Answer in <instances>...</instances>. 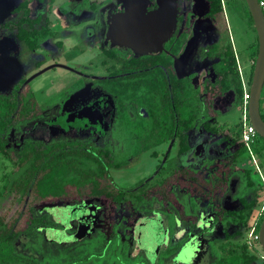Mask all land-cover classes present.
Instances as JSON below:
<instances>
[{
    "label": "flooded vegetation",
    "instance_id": "flooded-vegetation-1",
    "mask_svg": "<svg viewBox=\"0 0 264 264\" xmlns=\"http://www.w3.org/2000/svg\"><path fill=\"white\" fill-rule=\"evenodd\" d=\"M141 7L144 8V14L148 15L157 9V2L0 0V98L9 102L13 98L27 99L26 102L34 103L37 108L42 109L40 117L31 121L12 125L9 124L11 120L9 117L8 123L0 126L2 131L0 146L9 150L7 156L0 153V157L14 165L13 170L4 176L8 180L7 186L13 178L18 177L15 165L26 161V157H19L18 153L27 144L44 143L55 146L56 142H63L80 148H97L114 156L116 166L110 170L118 171L132 163H143L147 168L146 171L143 169L138 178H133L134 181H127L131 187H119L113 181L117 187L116 194L119 200L112 201L103 197L101 200L48 202L33 206V216L44 222H38L34 226V236L21 234L26 237L25 248L29 250V254L22 255L15 251L23 257L20 264H38L42 263L44 257L55 258V237H48L46 231L56 229L75 236L79 230L81 231V220L88 207L95 212V220L90 225V231L87 234L81 231L83 234L80 237H75L71 241L61 240L56 244L70 245L74 248L85 242L91 244L90 240L94 238V245L97 244L102 249L100 256L97 257V260L103 261L100 264H107L104 258L107 255L106 249L112 250V253H115V250L119 251L128 259L139 257L143 259L144 264H189L184 263L182 259L183 245L198 236L207 239L208 250L197 264H201L206 256L209 258L208 264H215L213 263L215 256H222L223 253L220 250L217 254L211 253L210 246L217 249L218 246L234 241L237 239L233 237L236 231L247 235L248 242V229L255 221L252 214L260 208L258 205L264 202V194L260 196L262 187H258L256 191H248L245 196L248 200L250 196L258 195L254 199L255 207L246 226L237 227L229 223L226 230L219 223L217 212L220 209L228 212L239 211L241 209L239 190L235 189L231 195L235 207L226 209L221 202L230 191L229 188L223 194L210 189L202 191L170 186L162 188L173 176L168 169L172 170L174 167L171 159L166 157L169 152H163L162 155L159 151L166 146L169 149L168 147L176 143L177 154L181 157L187 160L189 156L200 158L207 140L218 134V129L213 126L216 119L234 117L240 112L239 109L232 108V97L228 107L222 106L221 99L230 94L215 100L214 104L219 114L207 121L208 129L202 120L192 130L186 132L189 150L180 154L177 141L170 140L146 146L145 136L138 134L150 131L151 127L145 124L148 114L144 107L131 103L133 96L124 93L131 83L145 79L154 73L156 67H162L160 63L162 57L166 63L174 57L171 67L177 79L192 76L193 84L201 88L203 81L215 77L214 63L217 58L209 54V48L218 42L222 31L205 17L203 7L201 13L185 11L183 14H176L172 33L157 51L143 53L125 45H118L113 38L114 33L117 35V30L122 35L128 34L131 26L139 20L135 17L137 16L135 11H141ZM187 12L190 13L191 29L190 34L184 37L186 30L184 19ZM132 13L134 14L131 16ZM197 14L201 16L197 17ZM196 26L199 29L197 42L211 39V43L197 44L188 58L177 65L176 61L183 53ZM226 32L228 34V29ZM178 41L181 44L179 47ZM175 50L177 52L173 56ZM235 59L241 84H247L249 75L244 64L240 63L236 54ZM240 129L241 135L242 124ZM118 133H121L120 136ZM194 133L198 135L197 140L194 139ZM234 133L235 140L239 138L236 140L237 143L234 142L238 147L243 143L236 131ZM35 134L37 136L33 137ZM116 149L126 151L119 163H116ZM234 152L235 149L232 150L230 158H233ZM255 157L257 158L256 155ZM222 159L218 158L215 162L212 160L209 164H219ZM154 179L156 181H153ZM234 179L237 180V184L239 183L237 178H232L229 186ZM7 186L0 193L1 200L6 198L9 200L6 209L12 208V216L19 211L28 212V205L20 207L15 199V191ZM199 193L205 196L202 197ZM154 205L160 206V209H151L150 207ZM207 212L213 213L215 220L213 226L203 229L200 224L203 221L201 217ZM166 214H175L179 224L172 225L167 246L164 245L168 231ZM263 215L264 212L261 218ZM151 219H158L159 256L156 255L154 258L149 254V245L144 238L147 231L144 225ZM180 231H188L184 239H182L184 235H179ZM51 237L53 241L46 240ZM98 237L101 240H98ZM45 244H52L54 248H43ZM113 244L115 249L112 248ZM248 244L255 249L258 241L252 245L249 242ZM186 253L188 260L190 254L188 251ZM255 254L257 260L251 264H264L261 259L264 253L260 246L259 250L255 249Z\"/></svg>",
    "mask_w": 264,
    "mask_h": 264
},
{
    "label": "trees",
    "instance_id": "trees-1",
    "mask_svg": "<svg viewBox=\"0 0 264 264\" xmlns=\"http://www.w3.org/2000/svg\"><path fill=\"white\" fill-rule=\"evenodd\" d=\"M203 1L205 17L222 31L218 42L209 48V54L217 58L214 63L215 77L203 81L201 88H199V86L193 84L192 76L182 79L175 77L171 67L174 57L167 63L164 62L165 59L162 57L160 59L162 67H156L154 73H151L150 76L134 81L127 87V90H124V93L133 96L130 100L131 103L133 105L137 103L138 107H144L148 114L145 124L151 127L150 131L138 134L145 136L146 146L170 140L177 141L178 152L180 154L185 153L189 150L186 132L192 130L202 120L207 128V121L219 114V110L214 104L217 98L230 94L232 97V108L240 110L242 107L243 87L238 74L235 53L226 32L221 0ZM233 1L241 10L240 0ZM241 1L250 23L253 25L244 0ZM184 20L186 21L184 37H186L190 34L191 29L189 12L186 13ZM253 31L255 33L254 28ZM180 45V41H178L177 46L179 47ZM248 48L255 49L247 82V85L250 86L257 54L256 34ZM176 52L177 50L174 51L173 56H175ZM26 101L27 99L18 100L13 98L9 102L0 98V126L7 124L9 117H11L9 124L12 125H20L40 117L39 113L42 109L37 108L34 103L31 104ZM263 105L264 93L262 91L260 114L264 121ZM235 131L241 138L240 126ZM0 134H2L1 129ZM257 140L263 143L262 146L255 148L252 146L251 150L257 156L258 167L264 171L262 154L264 151V140L258 135L255 142ZM0 153L7 156L9 150L1 145ZM18 156L26 157V161L15 165L18 177L13 178L7 187L15 191V199H17L20 207L28 205V212L19 211L16 215H11V218L10 214L8 215L10 213L9 209L0 213V264H20L23 262V257L14 250V243L21 234L34 236V226L38 222H44L33 216V206L48 202L70 203L89 201L91 199L101 200L103 197L112 201L119 200L116 194L117 187L109 173V169L116 166L114 164V156L110 153L97 148H80L72 144L56 142L55 146L44 143L27 144L18 153ZM247 156H249L247 149L243 144H240L235 149L233 158L229 163L228 172L218 168L219 170L212 169L210 177L205 172L203 176L198 173V176L195 177L189 175L192 171H187V173L183 171V174L187 176L186 179L183 178V182L187 183L188 188L199 189L201 187L218 190L220 194H223L228 189L232 178L239 180L237 184L239 189L237 190H239L241 209L234 212L220 209L217 212L218 221L224 230H226L229 223L237 227L240 225L246 226L255 207L254 199L258 195L250 196L248 200H246L245 196L248 191H256L261 186L252 180V175L255 172L252 173L250 169L239 165L249 159L250 156L248 158ZM200 182L201 184L198 188L195 184ZM171 187L173 188L174 186ZM260 223L254 229L255 234H258ZM246 236L236 231L233 237L237 239L234 241L220 246L221 248L218 246L217 249H215V246H210L211 253L217 254L218 250L223 253L222 256H215L213 263L251 264L256 261L255 249L248 244ZM90 245H86L84 249H80L78 246L74 248L71 246L59 248L55 252V258L59 254L60 264H86L90 262L89 257L96 256L97 258L102 251L99 245L97 246L96 244L92 247ZM85 252H88V255L84 259L81 255ZM55 258L44 257L42 263L39 262L38 264H57Z\"/></svg>",
    "mask_w": 264,
    "mask_h": 264
},
{
    "label": "rangeland",
    "instance_id": "rangeland-1",
    "mask_svg": "<svg viewBox=\"0 0 264 264\" xmlns=\"http://www.w3.org/2000/svg\"><path fill=\"white\" fill-rule=\"evenodd\" d=\"M239 2L242 6V9H241L242 11L240 10V8L237 7V5L235 4L233 0H228V2H226V0H223L222 8H223V13H224V18L226 21L227 29H228V36L231 41L233 50L235 54L237 55L240 63L244 64V68L247 74L249 75V66L252 63V60L254 58L255 49L254 48L249 49L248 46L249 44L253 42L256 33H254L253 31V25H251L247 12L243 8L242 1L240 0ZM185 11H192V13L195 14L196 11L193 8V0H176V12H177L176 14L178 15L183 14L185 13ZM200 16H201L200 14H197V17H200ZM210 40L205 39L204 41H201V42L199 41V43L197 42V44L198 45L199 44L208 45L211 43ZM248 89H249V86H248ZM262 91L264 93V86H263ZM230 101H231V96L227 95L223 97L220 102L222 106L228 107ZM239 125L241 128L240 112H237V115L234 117L225 116V117H220L216 119V121L213 123V126H215L218 129V134L214 135L215 137L213 138L210 137L207 140V143L205 144V147H204L205 149L203 150V154L202 156L200 155L201 157L198 159H196V156H191V157L189 156L187 160V158L181 157L180 155H178L176 143L173 144V146L168 147L169 149H167V146L161 149L159 152H161L162 155H164L166 151L169 152L168 155H166V157L171 159L172 161L171 163L174 167L173 169L171 168L172 170H170V168L168 169V172L171 171L170 173L171 174L173 173L172 174L173 176L167 180L168 183L166 184V186H163L162 188L164 189V188H168L169 186L170 187L174 186V187H180V188H185L189 190H195L192 188L191 189L188 188V185H186L187 183L183 182V178L184 179L187 178V176L183 174V171H185V173H187V171H192L191 174L189 175L195 176V177L198 176L197 175L198 173L199 175L203 176L204 172L206 174H209V177H210L212 175L211 174L213 171L212 169L217 170L218 168L221 170H225V172H228L229 163L231 162V158H232V157L230 158L232 154V150L237 148L234 142H236V140H239V138L235 140L236 136H235L234 131ZM120 134L118 133L117 135L120 136ZM35 136H37V134L33 135V137ZM193 136H194V139L198 137L197 133H194ZM262 144L263 143H261V141L258 142L257 140V142H255L252 146L255 148V147L262 146ZM116 150H117L116 163H119L123 159V156L126 154V151L124 149H116ZM127 151L129 152V149ZM262 154H263V159H264V151L262 152ZM252 155H253V159L249 154L250 157L247 156V158L249 157V159L245 160L244 162H241L239 165L242 166L243 168L250 169L252 173L255 172L252 175V180L263 188L260 191L261 192L260 196L262 197V195L264 194V171L258 167L259 161L255 157V154L253 152H252ZM181 158H184V159H181ZM218 158H223L219 164H216V165L214 164L211 165V163L209 164L210 161L213 160V162H215V160ZM253 161H255V163H253ZM13 167L14 165L12 166L11 163L7 159H5L4 157H0V193L4 191V188H6L8 184L7 177L5 178L4 176L5 174H9L10 171L13 170ZM256 167H258L259 169L257 170ZM143 169H145V171L147 169L143 165V163L142 164L132 163L126 167L121 168L118 171L109 169V173H110V176H112L113 181L119 187L128 188V187H131V185H129L128 182L130 180L134 181L133 178L135 177L138 178V175L142 173ZM199 178L201 177L199 176ZM156 179H154L153 181H156ZM201 182L196 183L195 185L199 188ZM236 185H237V180L236 179L232 180L230 183V186H228L230 191L222 199L221 204L226 209H233V207H235L233 203L234 200L231 198V195L235 191V189H239L238 187L236 188ZM197 190L203 191L205 189L200 187ZM199 195H201L202 197L205 196V194H202V193H199ZM137 199L139 200L138 197ZM8 202H9L8 198H6V200L0 199V211L6 209ZM258 207L260 208H257V210H255L252 214V217H254L255 221H254V224L251 226L250 230L248 231V242L251 245H252V241L250 240V238L252 239V237L250 236V234L251 232H253V228L255 227V225L259 223L261 215L264 212V202L263 204L258 205ZM150 208L158 210L160 209V206L154 205V206H151ZM9 212L10 213H8V215L9 214L11 215L12 208H9ZM166 216L168 217L167 218L168 231H167V234L164 240V245L167 246L169 243L170 230L172 228V225L176 224L178 226L179 224H178V219L175 216V214L173 215L166 214ZM201 218L203 219V221L200 224L203 229H209V227L213 226L214 220H215V215L213 213L207 212L205 214H202ZM157 220L158 219H151L150 221H148V223L146 222L144 225L147 228L146 235L144 236V238L146 239L145 241H147L148 243L147 245H149L148 252L152 258H154L159 253V240H158L159 233L157 231ZM81 231L79 230L78 234H76L75 236H70L69 232L66 233L65 231L56 230V229L55 231L47 230L46 233L48 237L49 236L55 237V252H56V250L59 248L62 249L67 246H70V245H64V244L57 245L56 243H58L61 240L71 241L75 237L76 238L80 237L83 234V232ZM187 233L188 231L186 232L180 231L179 235L181 236L184 235L182 238L184 239ZM63 237H66V239H64ZM25 238H26L25 235H21L16 240V243L14 244L15 251H17L18 253H21L22 255L29 254L28 253L29 250L25 248V242H26ZM46 240L53 241L52 237L47 238ZM98 240H101L100 237H98ZM90 241H91V245L89 244V242H85L82 244H78L77 246L80 249H84L86 245L88 246V244L91 247L94 246L95 239L92 238V240ZM44 247H49L51 249L54 248L52 244H45L43 248ZM112 248L115 249V244L112 245ZM255 249L259 250V244H256ZM207 250H208L207 239L202 236L201 237L198 236L195 239H191L190 241L186 242L183 245L184 254L187 251L190 254L187 260L189 264L199 263V261H201V259L203 258L204 254L207 252ZM107 251L108 249H106L107 255L106 257H104L106 258L105 261L107 264H144L143 259L139 257L134 258V259H128L126 257H123L122 253H120L119 251L115 250V253H112V250H109L108 251L109 253ZM87 255H88V252H85L84 254L81 255V257L85 259V256ZM114 255H116V258H114ZM59 257L60 256L58 254V256L55 258L57 261V264H60ZM89 258H90L91 263L94 262V263L100 264L103 262V261L101 262L97 260L96 256L89 257ZM208 261H209V258L208 256H206L201 264H208Z\"/></svg>",
    "mask_w": 264,
    "mask_h": 264
},
{
    "label": "water",
    "instance_id": "water-1",
    "mask_svg": "<svg viewBox=\"0 0 264 264\" xmlns=\"http://www.w3.org/2000/svg\"><path fill=\"white\" fill-rule=\"evenodd\" d=\"M157 9L144 14V8L137 13L138 21L131 26L128 34L116 30L117 35L113 36L118 45L128 46L138 52L157 51L161 44L170 36L173 31L176 18V0H156ZM252 19L253 28L257 37V54L254 62L251 83L248 90L247 116L249 123L255 129L257 135L264 140V121L260 114V99L264 86V12L259 6L258 0H244ZM203 0H193V8L197 13L203 11ZM134 13L131 14V16ZM198 26L193 28L192 35L187 41L183 53L178 57L176 63H183L194 51L199 36ZM125 36V37H124ZM91 210V211H89ZM88 207L86 214L81 220V230L87 234L90 225L95 220V212ZM91 212V213H90ZM88 216V218H86ZM258 244L264 253V217L258 230ZM187 253L182 259L187 262Z\"/></svg>",
    "mask_w": 264,
    "mask_h": 264
},
{
    "label": "built area",
    "instance_id": "built-area-1",
    "mask_svg": "<svg viewBox=\"0 0 264 264\" xmlns=\"http://www.w3.org/2000/svg\"><path fill=\"white\" fill-rule=\"evenodd\" d=\"M221 3H223V0H221ZM258 3L261 9L264 11V1L260 0L258 1ZM242 87H243V104L240 109L241 124H242L241 141L246 146L248 153L253 159L251 148H252V145L255 143V140L257 138V133L255 129L249 123L248 116H247V103L249 99L248 85L243 83ZM253 163H255V161H253ZM256 169L258 170L259 168L256 167ZM250 236L252 237V239L250 238V240L252 241V244L258 241V235L254 234V229H253V232H251ZM261 259L264 261V256H261Z\"/></svg>",
    "mask_w": 264,
    "mask_h": 264
},
{
    "label": "crops",
    "instance_id": "crops-1",
    "mask_svg": "<svg viewBox=\"0 0 264 264\" xmlns=\"http://www.w3.org/2000/svg\"><path fill=\"white\" fill-rule=\"evenodd\" d=\"M264 1V0H263Z\"/></svg>",
    "mask_w": 264,
    "mask_h": 264
}]
</instances>
